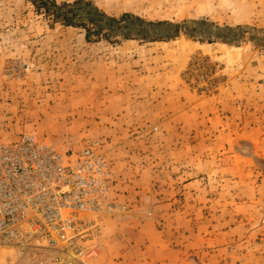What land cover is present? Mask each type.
<instances>
[{
    "label": "rangeland",
    "instance_id": "374dc122",
    "mask_svg": "<svg viewBox=\"0 0 264 264\" xmlns=\"http://www.w3.org/2000/svg\"><path fill=\"white\" fill-rule=\"evenodd\" d=\"M77 1L0 0L5 264H264V0Z\"/></svg>",
    "mask_w": 264,
    "mask_h": 264
},
{
    "label": "built area",
    "instance_id": "2783aa9c",
    "mask_svg": "<svg viewBox=\"0 0 264 264\" xmlns=\"http://www.w3.org/2000/svg\"><path fill=\"white\" fill-rule=\"evenodd\" d=\"M9 154H6L7 161L0 163V247L18 241L17 220L21 219L18 217L20 212L25 213L48 202L45 196H31L26 192L25 188L28 187L24 183L27 180L20 176V172L16 174L10 167L5 169L7 163L14 167L16 165Z\"/></svg>",
    "mask_w": 264,
    "mask_h": 264
},
{
    "label": "trees",
    "instance_id": "16d2710c",
    "mask_svg": "<svg viewBox=\"0 0 264 264\" xmlns=\"http://www.w3.org/2000/svg\"><path fill=\"white\" fill-rule=\"evenodd\" d=\"M33 2H35V0H33ZM83 2V0H78L77 2H75V3H73V4H67V3H65V4H63V5H61V9H66V8H70L71 10L69 11V12H71V13H74V10H73V8L75 7V6H77V5H79L80 3H82ZM53 5H55L54 3H53ZM104 17H106V16H104ZM76 18H77V15L74 13L73 15H68L65 19H64V25H66V26H77V27H81V28H83L84 30H85V32H86V40L88 41V42H91L92 41V38L94 37V36H99L101 33H102V31L101 30H97V29H93V28H91L90 26H88L87 25V23H85V22H78L77 20H76ZM106 19L109 21V22H112V23H115V24H121V23H123V22H125V21H127L128 19H135V20H137V21H141V23H143V24H145V25H147V26H152V27H157V26H173V24H170V23H168V22H145V21H143V20H141L140 18H137V17H133L132 15H130V14H124V15H122L120 18H118V19H116V18H109V17H106ZM219 29V28H218ZM242 29V27H236V28H228V29H222V28H220V32L221 33H223V32H225L226 33V31L228 30L230 33H231V31H236V30H241ZM226 30V31H225ZM218 35H220V33L218 34Z\"/></svg>",
    "mask_w": 264,
    "mask_h": 264
},
{
    "label": "bare ground",
    "instance_id": "6f19581e",
    "mask_svg": "<svg viewBox=\"0 0 264 264\" xmlns=\"http://www.w3.org/2000/svg\"><path fill=\"white\" fill-rule=\"evenodd\" d=\"M8 253L9 252L5 249L0 250V264H5V260H6Z\"/></svg>",
    "mask_w": 264,
    "mask_h": 264
}]
</instances>
